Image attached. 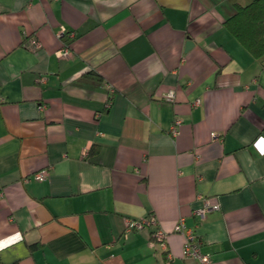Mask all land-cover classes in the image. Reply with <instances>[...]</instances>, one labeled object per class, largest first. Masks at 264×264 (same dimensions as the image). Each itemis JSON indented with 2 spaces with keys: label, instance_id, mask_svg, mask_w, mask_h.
Here are the masks:
<instances>
[{
  "label": "crops",
  "instance_id": "0c3cea01",
  "mask_svg": "<svg viewBox=\"0 0 264 264\" xmlns=\"http://www.w3.org/2000/svg\"><path fill=\"white\" fill-rule=\"evenodd\" d=\"M250 1L0 0V264H199L181 218L264 264V59L223 25Z\"/></svg>",
  "mask_w": 264,
  "mask_h": 264
},
{
  "label": "built area",
  "instance_id": "2783aa9c",
  "mask_svg": "<svg viewBox=\"0 0 264 264\" xmlns=\"http://www.w3.org/2000/svg\"><path fill=\"white\" fill-rule=\"evenodd\" d=\"M57 36L64 40L66 38H74L76 36L75 30H68L65 27L60 28L57 32ZM41 47L39 41H35V48ZM73 55V51L69 44L64 43L63 47L58 50V56L60 57H71ZM167 98L173 100L175 98V92L170 90L167 93ZM182 120L177 119L175 124L173 125V133H178V126L181 124ZM214 140L220 141L221 136L214 132L212 135ZM49 174V169H44L42 171L36 172L33 177L37 180H44L47 175ZM210 204L209 202L206 203L205 207L200 209L199 212L202 216H204L205 212L209 209ZM146 227H156L155 231L153 232V239L156 241H160L162 244L166 243L167 240V232L163 230L159 226V221L154 215H150L148 217H144L141 219H129L127 220V230L132 229H142ZM175 231L181 232L185 236V242L183 246V256L184 257H193L196 258L199 264H213L212 256L209 252H205L202 249V239L201 237L192 229L189 228L184 218H181L175 225Z\"/></svg>",
  "mask_w": 264,
  "mask_h": 264
},
{
  "label": "trees",
  "instance_id": "16d2710c",
  "mask_svg": "<svg viewBox=\"0 0 264 264\" xmlns=\"http://www.w3.org/2000/svg\"><path fill=\"white\" fill-rule=\"evenodd\" d=\"M224 27L255 57L264 59V0L236 3Z\"/></svg>",
  "mask_w": 264,
  "mask_h": 264
},
{
  "label": "water",
  "instance_id": "95a60500",
  "mask_svg": "<svg viewBox=\"0 0 264 264\" xmlns=\"http://www.w3.org/2000/svg\"><path fill=\"white\" fill-rule=\"evenodd\" d=\"M187 48H189L191 45H193V41L189 38L186 42Z\"/></svg>",
  "mask_w": 264,
  "mask_h": 264
}]
</instances>
